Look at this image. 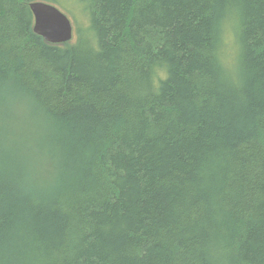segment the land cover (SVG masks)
Masks as SVG:
<instances>
[{
    "label": "trees",
    "instance_id": "1",
    "mask_svg": "<svg viewBox=\"0 0 264 264\" xmlns=\"http://www.w3.org/2000/svg\"><path fill=\"white\" fill-rule=\"evenodd\" d=\"M75 1L0 0V264H264V0Z\"/></svg>",
    "mask_w": 264,
    "mask_h": 264
},
{
    "label": "water",
    "instance_id": "2",
    "mask_svg": "<svg viewBox=\"0 0 264 264\" xmlns=\"http://www.w3.org/2000/svg\"><path fill=\"white\" fill-rule=\"evenodd\" d=\"M30 10L35 20L34 32L45 41L63 43L71 39V24L56 8L43 3H33L30 5Z\"/></svg>",
    "mask_w": 264,
    "mask_h": 264
},
{
    "label": "rangeland",
    "instance_id": "3",
    "mask_svg": "<svg viewBox=\"0 0 264 264\" xmlns=\"http://www.w3.org/2000/svg\"><path fill=\"white\" fill-rule=\"evenodd\" d=\"M59 2V3H58ZM58 2H50L51 5H54L57 9H59L63 14L67 16L73 26V39L76 37V30L77 28L85 27L88 25V15H85L84 7L76 2L75 0H58ZM235 24V23H234ZM233 23H229L226 28V35H225V46L227 53L230 57H234L236 55V45L233 42V31L230 29ZM81 30H84L82 28ZM26 117H29L28 111L23 113Z\"/></svg>",
    "mask_w": 264,
    "mask_h": 264
},
{
    "label": "bare ground",
    "instance_id": "4",
    "mask_svg": "<svg viewBox=\"0 0 264 264\" xmlns=\"http://www.w3.org/2000/svg\"><path fill=\"white\" fill-rule=\"evenodd\" d=\"M33 3H43V4H46V5H49V6H52V7H54V8H56L54 5H51V4H49V3H45V2H33ZM33 3H30V5L31 4H33ZM30 5H29V8H30ZM57 9V8H56ZM58 11H60L59 9H57ZM31 11V10H30ZM32 12V11H31ZM61 12V11H60ZM62 13V12H61ZM63 14V13H62ZM33 15V14H32ZM63 15H65V14H63ZM66 16V15H65ZM33 18H34V15H33ZM66 18H67V16H66ZM68 19V18H67ZM69 20V19H68ZM69 22H70V20H69ZM70 24H71V22H70ZM34 26H35V20H34ZM71 28H72V37H71V39L68 41V42H71L72 40H73V26H72V24H71ZM33 32H34V27H33ZM35 33V32H34ZM36 34V33H35ZM39 36V35H38ZM41 37V36H40ZM44 39V38H43ZM47 42V41H46ZM68 42H63V43H68ZM49 43V42H48ZM63 43H51V44H63Z\"/></svg>",
    "mask_w": 264,
    "mask_h": 264
}]
</instances>
